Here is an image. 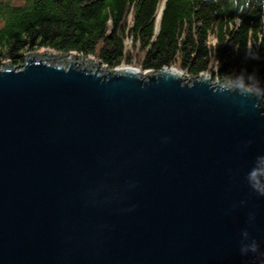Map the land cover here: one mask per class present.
I'll list each match as a JSON object with an SVG mask.
<instances>
[{"label":"water","instance_id":"water-1","mask_svg":"<svg viewBox=\"0 0 264 264\" xmlns=\"http://www.w3.org/2000/svg\"><path fill=\"white\" fill-rule=\"evenodd\" d=\"M99 63L0 67V264H264L261 97Z\"/></svg>","mask_w":264,"mask_h":264},{"label":"trees","instance_id":"trees-1","mask_svg":"<svg viewBox=\"0 0 264 264\" xmlns=\"http://www.w3.org/2000/svg\"><path fill=\"white\" fill-rule=\"evenodd\" d=\"M161 0H0V67L21 66L28 53L45 48L70 56H95L109 69L130 63V37L144 56V70L177 65L189 76L212 70L226 75L254 74L264 87V45L259 58L246 49L264 42V6L241 13L237 0H166L159 31L154 14ZM241 7L247 0H238ZM132 13V22L127 23ZM213 35L215 43L209 37ZM235 45H238L237 48Z\"/></svg>","mask_w":264,"mask_h":264},{"label":"clouds","instance_id":"clouds-1","mask_svg":"<svg viewBox=\"0 0 264 264\" xmlns=\"http://www.w3.org/2000/svg\"><path fill=\"white\" fill-rule=\"evenodd\" d=\"M257 4L264 6V0H257ZM236 8L241 13L255 12L252 0H247L244 7H241L237 0ZM261 22H264V17L261 18ZM259 45H264V42H257L246 49L250 58H259ZM235 46L237 48L239 47L238 45ZM218 81L222 90L238 92L244 97H264V87L260 86L259 81L254 74H248L247 76L244 73L238 75H226L222 79L219 78ZM247 181L255 191L264 195V156L256 157L247 173ZM258 248L259 245L255 241H252L241 247V253L244 255H247L249 252L256 253Z\"/></svg>","mask_w":264,"mask_h":264},{"label":"rangeland","instance_id":"rangeland-1","mask_svg":"<svg viewBox=\"0 0 264 264\" xmlns=\"http://www.w3.org/2000/svg\"><path fill=\"white\" fill-rule=\"evenodd\" d=\"M163 2V0H161L159 3H162ZM159 3H158V5H159ZM158 5H157V7H158ZM157 9V8H156ZM156 12V11H155ZM132 22V13H130V15H129V17H128V20H127V23L128 24H130ZM154 25H155V14H154ZM156 27V26H155ZM156 29V28H155ZM157 34V32L154 30V35H156ZM209 39H210V41H211V43H215V38H214V36L213 35H211L210 37H209ZM252 46V45H251ZM125 48H126V53L127 54H129V56H130V58H131V62L130 63H126V62H123L121 65H123L124 64V66H130V67H134V68H136V69H138L141 73H143V72H145L146 70H144L143 68H142V65H141V60H142V57L144 56V51H142L141 49H140V47L138 46V45H135L134 44V42L131 40V38L130 37H128V38H126V40H125ZM50 52V53H52L51 55L53 56V57H55L57 60H60L58 57H63V60L65 59V57L67 58V57H70V56H68V55H65V54H63V53H58V52H56V51H52V50H48V49H45V48H42V49H39L38 51H36L35 53H46V52ZM73 55H74V59L76 60V61H78V60H80V62H81V64H85V62L88 60V65L89 66H91V67H94L95 66V61H99V59H97L95 56H88V57H82L81 55H77V54H75V53H73ZM62 59V58H61ZM91 59V60H90ZM211 68L210 69H212L214 72H215V67H214V65L216 64V62L215 61H212L211 62ZM99 65H100V68L101 69H103L104 68V66L101 64V63H99ZM172 66H174L176 69H178V70H181L183 73H184V75H185V77L184 78H188V79H190V77L191 76H189L183 69H181V68H179L177 65H172ZM212 70H208V71H206V72H202L203 74L204 73H206V74H208V75H210V78H211V80L212 81H214V80H216L215 79V77H214V73L213 72H211ZM241 73V72H240ZM239 73V74H240ZM238 75V74H237ZM187 79V80H188ZM257 80L259 81V84H260V86H261V82H260V79H258L257 78ZM261 98H264V97H261Z\"/></svg>","mask_w":264,"mask_h":264},{"label":"bare ground","instance_id":"bare-ground-1","mask_svg":"<svg viewBox=\"0 0 264 264\" xmlns=\"http://www.w3.org/2000/svg\"><path fill=\"white\" fill-rule=\"evenodd\" d=\"M162 5H163V3H159V5H158V7H157V9H156V12H155V28L157 29L158 28V25H159V19H160V13H161V7H162ZM43 53V52H42ZM45 53V52H44ZM47 54H52V53H50V52H46ZM64 64H66V63H68V61H69V57H65V59L63 60V57H58ZM62 58V59H61ZM91 60V59H90ZM118 67H125L124 66V64L123 65H120V66H118ZM172 68H175L174 66H171V67H167L165 70H170V69H172ZM176 69V68H175ZM178 70V69H177ZM179 71V73H180V75H181V78H183L184 79V77H185V75H184V73L181 71V70H178ZM203 76H208V74H206V73H204V74H202V77ZM261 102H262V104H264V98H261Z\"/></svg>","mask_w":264,"mask_h":264}]
</instances>
